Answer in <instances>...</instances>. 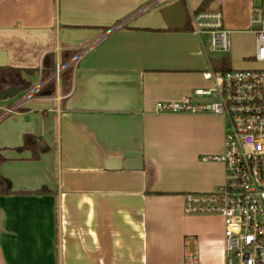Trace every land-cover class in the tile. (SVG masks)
I'll return each mask as SVG.
<instances>
[{
	"label": "crops",
	"instance_id": "obj_1",
	"mask_svg": "<svg viewBox=\"0 0 264 264\" xmlns=\"http://www.w3.org/2000/svg\"><path fill=\"white\" fill-rule=\"evenodd\" d=\"M176 1L0 0L6 66L34 70L24 77L30 88L41 85L7 116L4 108L26 90L0 101L1 174L12 190L0 195V264H184L190 235L201 264H224L223 219L185 215L184 202L186 193L225 181L224 164L204 159L223 151L225 118L155 109L213 85L204 78L216 59L209 35L197 36L191 20L204 0H181L189 26L171 29L161 10ZM248 1L246 13L239 0L209 8L229 28L242 27L232 33H252L256 0ZM64 52H75L66 64ZM46 57L55 67L48 79ZM27 133L49 146L39 159L18 149ZM127 152H139L143 167H106Z\"/></svg>",
	"mask_w": 264,
	"mask_h": 264
},
{
	"label": "built area",
	"instance_id": "obj_2",
	"mask_svg": "<svg viewBox=\"0 0 264 264\" xmlns=\"http://www.w3.org/2000/svg\"><path fill=\"white\" fill-rule=\"evenodd\" d=\"M193 32L209 35L211 51L231 48L232 30L227 29L222 13L208 9L191 14ZM251 31L256 35L255 59L264 64V6L252 2ZM94 43L85 46L74 58L77 64ZM61 69L57 72L61 73ZM204 78L209 88L195 89L177 101H159L157 112L213 113L225 118L223 151L204 157L221 161L225 181L208 192L185 194L184 214L220 216L224 223V264H264V65L259 68L208 70ZM41 85L26 90L1 117L23 107ZM211 99L201 101L200 97ZM184 264H201L199 240L184 239Z\"/></svg>",
	"mask_w": 264,
	"mask_h": 264
},
{
	"label": "trees",
	"instance_id": "obj_3",
	"mask_svg": "<svg viewBox=\"0 0 264 264\" xmlns=\"http://www.w3.org/2000/svg\"><path fill=\"white\" fill-rule=\"evenodd\" d=\"M213 0H204L202 4L195 10V12L210 9V4ZM189 26L188 22L185 26L187 29ZM75 52H64L63 54V64H66L70 57L74 56ZM214 70L217 71H229L231 69V62L227 57L221 59H213ZM49 59L46 57L45 65L43 68V78L48 79L55 70V67H49ZM24 73L32 74L34 70L22 69L11 66L0 67V91H6L9 88H19L21 87L23 91L28 90L31 87L30 82L24 77ZM73 69L72 67H67L62 72V79L64 84L69 83L72 78ZM55 86V81L51 80L45 87H43L39 93H45L49 88ZM19 150H28L33 154L34 159H39L41 154L48 152L49 146L44 142V140L32 133H27L24 135L23 144L18 148ZM7 160L3 154V150L0 148V195H7L12 193L7 180L1 174V166ZM47 188L40 189V192H46Z\"/></svg>",
	"mask_w": 264,
	"mask_h": 264
},
{
	"label": "water",
	"instance_id": "obj_4",
	"mask_svg": "<svg viewBox=\"0 0 264 264\" xmlns=\"http://www.w3.org/2000/svg\"><path fill=\"white\" fill-rule=\"evenodd\" d=\"M161 13L171 29H182L185 27L187 21V13L184 4L181 0L173 2L164 8ZM6 66L5 54L0 51V67ZM22 88H9L6 91H0V101L8 98H14L22 92ZM133 168L140 169L143 167L142 156L139 152H127L123 160H108L106 163L107 168Z\"/></svg>",
	"mask_w": 264,
	"mask_h": 264
},
{
	"label": "rangeland",
	"instance_id": "obj_5",
	"mask_svg": "<svg viewBox=\"0 0 264 264\" xmlns=\"http://www.w3.org/2000/svg\"><path fill=\"white\" fill-rule=\"evenodd\" d=\"M222 2V0H221ZM240 12L246 13L247 9L250 8L248 0H239ZM256 3L264 6V0H256ZM190 23V17H189ZM227 29H241V26H226ZM251 29V26H250ZM231 30V29H230ZM252 32V31H251ZM254 41H256L255 33H238L234 32L231 34V48L227 52L215 51L213 55L216 59L227 57L231 62V68L244 69V68H259L264 64L258 62L255 59V48ZM248 57V60H244L242 57Z\"/></svg>",
	"mask_w": 264,
	"mask_h": 264
}]
</instances>
